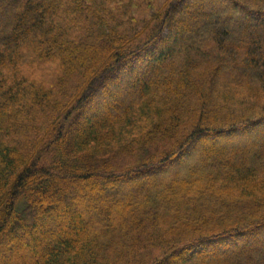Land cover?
Returning a JSON list of instances; mask_svg holds the SVG:
<instances>
[{
	"label": "trees",
	"instance_id": "1",
	"mask_svg": "<svg viewBox=\"0 0 264 264\" xmlns=\"http://www.w3.org/2000/svg\"><path fill=\"white\" fill-rule=\"evenodd\" d=\"M0 264H264V0H0Z\"/></svg>",
	"mask_w": 264,
	"mask_h": 264
},
{
	"label": "rangeland",
	"instance_id": "2",
	"mask_svg": "<svg viewBox=\"0 0 264 264\" xmlns=\"http://www.w3.org/2000/svg\"><path fill=\"white\" fill-rule=\"evenodd\" d=\"M205 142H207V141L205 140ZM218 146H221V144H219ZM128 184H130V183H128ZM122 197H124V196H122ZM20 245H21V247H22V246L25 245V244H24V242L22 241V243H20Z\"/></svg>",
	"mask_w": 264,
	"mask_h": 264
}]
</instances>
